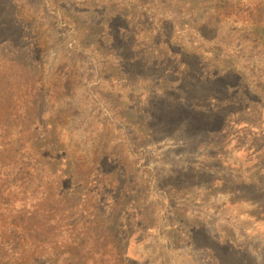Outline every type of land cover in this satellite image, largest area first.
Returning a JSON list of instances; mask_svg holds the SVG:
<instances>
[{
  "label": "rangeland",
  "instance_id": "374dc122",
  "mask_svg": "<svg viewBox=\"0 0 264 264\" xmlns=\"http://www.w3.org/2000/svg\"><path fill=\"white\" fill-rule=\"evenodd\" d=\"M259 7L0 0V111L42 104L61 191L106 213L129 264H264L262 204L240 194L264 175Z\"/></svg>",
  "mask_w": 264,
  "mask_h": 264
},
{
  "label": "trees",
  "instance_id": "16d2710c",
  "mask_svg": "<svg viewBox=\"0 0 264 264\" xmlns=\"http://www.w3.org/2000/svg\"><path fill=\"white\" fill-rule=\"evenodd\" d=\"M248 18L262 25L264 8ZM7 101L0 98L1 105ZM41 105L26 100L19 112L0 111V264H129V244L104 236L106 213L90 212L88 196L70 205L61 191L63 157L69 152L41 125ZM261 133L257 137L263 138ZM258 164L264 167V162ZM99 189L93 186L89 193ZM240 194L258 200L264 214V175Z\"/></svg>",
  "mask_w": 264,
  "mask_h": 264
}]
</instances>
